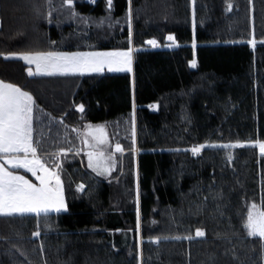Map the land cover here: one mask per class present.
Wrapping results in <instances>:
<instances>
[{"label":"trees","instance_id":"obj_1","mask_svg":"<svg viewBox=\"0 0 264 264\" xmlns=\"http://www.w3.org/2000/svg\"><path fill=\"white\" fill-rule=\"evenodd\" d=\"M61 4L1 0L0 80L34 97L41 150L67 151L68 212L0 217V264H264L243 227L251 204L264 208V0H73L76 17ZM129 7L130 73L29 76L12 55L127 50ZM89 124L105 128L99 150L124 148L110 175L87 166ZM200 144L217 147L186 151Z\"/></svg>","mask_w":264,"mask_h":264},{"label":"snow or ice","instance_id":"obj_2","mask_svg":"<svg viewBox=\"0 0 264 264\" xmlns=\"http://www.w3.org/2000/svg\"><path fill=\"white\" fill-rule=\"evenodd\" d=\"M111 7L112 0H107ZM131 3V0H129ZM61 7L69 10L71 17H76L73 0H62ZM229 4L228 8L231 9ZM131 7L128 10L129 48L117 51H34L20 54H12L14 58L24 61L27 65H35L36 71L28 70L29 76H84L86 74L108 72H131L133 48L131 47ZM49 23L52 22L51 12L48 13ZM83 19V18H82ZM168 41L175 43L172 35L167 37ZM153 48L158 46L155 39L146 41ZM195 48V40L193 41ZM8 59V56L4 57ZM191 66L195 67L193 60ZM34 97L26 90L10 82L0 80V217L34 214L36 217H47L50 213L68 212V206L64 197L63 182L61 179L62 163L56 159L59 156H67V151L60 149L58 152L48 153L41 150L42 140L34 137V110L36 109ZM155 107V106H150ZM42 111V110H41ZM76 111L84 113L83 104L76 106ZM135 105H133V114ZM63 124V120L60 121ZM92 129V125H85ZM72 131H79L75 128ZM94 143H90L85 136L82 143L89 149L85 155L88 160V168L96 175H110L115 169V153H124L120 143L115 144L114 152L99 150L100 145L107 144V134L104 126H97L92 132ZM132 145L135 146V120L133 118ZM240 144H223L220 148L228 149L241 147ZM261 156H264V143L256 142ZM206 147H217V145L200 144L193 146V156L201 154ZM71 150V149H70ZM79 149L75 150L79 154ZM179 151V149H177ZM30 173L33 179L26 178L17 170ZM84 184L77 186V191H83ZM139 197L137 195V203ZM141 227L139 207H137L136 231L139 233ZM243 227L249 237H259L264 241V208L251 204L247 211V219ZM39 231L33 232L38 237ZM204 231L197 228L196 237H203ZM184 239L191 240L192 236ZM158 241H153L157 243Z\"/></svg>","mask_w":264,"mask_h":264},{"label":"crops","instance_id":"obj_3","mask_svg":"<svg viewBox=\"0 0 264 264\" xmlns=\"http://www.w3.org/2000/svg\"><path fill=\"white\" fill-rule=\"evenodd\" d=\"M22 61V60H21ZM22 62H24V61H22ZM29 66H31L32 68H33V72H35L36 71V68H35V65H29ZM133 71V70H132ZM131 71V72H132ZM118 73V72H117ZM120 73H122V72H120ZM124 73V72H123ZM129 73V72H128ZM94 74V73H93ZM39 74H37V76H38ZM39 76H44V75H39ZM45 77H49V76H45ZM53 77H61V76H53ZM18 172H19V174H23V175H25L26 176V178H29V179H33L34 180V178H32L31 177V174L30 173H24L23 172V170L21 169V170H17ZM64 197H65V194H64ZM66 201V204H67V200H65ZM50 214H55V212H53V213H50ZM27 215H32V214H27Z\"/></svg>","mask_w":264,"mask_h":264},{"label":"rangeland","instance_id":"obj_4","mask_svg":"<svg viewBox=\"0 0 264 264\" xmlns=\"http://www.w3.org/2000/svg\"><path fill=\"white\" fill-rule=\"evenodd\" d=\"M91 1V0H90ZM92 1H94V0H92ZM91 1V2H92ZM0 14H1V0H0ZM1 25H2V19H1V17H0V27H1ZM159 46H157V47H155V48H158ZM133 56H134V51H133ZM133 58H132V66H133ZM105 71H107L106 69H105ZM104 71V72H105ZM123 73V72H122ZM124 73H128V72H124ZM130 73V72H129ZM95 74V73H94ZM86 75H92V74H86ZM23 90V89H22ZM89 130V133H90V131L92 132V129H88ZM89 133H87V134H89ZM87 138H88V140L89 141H92V142H94V140L92 139V135H87ZM227 158L230 160L231 158H230V156L228 155L227 156Z\"/></svg>","mask_w":264,"mask_h":264},{"label":"water","instance_id":"obj_5","mask_svg":"<svg viewBox=\"0 0 264 264\" xmlns=\"http://www.w3.org/2000/svg\"><path fill=\"white\" fill-rule=\"evenodd\" d=\"M228 161H229V159H228Z\"/></svg>","mask_w":264,"mask_h":264},{"label":"built area","instance_id":"obj_6","mask_svg":"<svg viewBox=\"0 0 264 264\" xmlns=\"http://www.w3.org/2000/svg\"><path fill=\"white\" fill-rule=\"evenodd\" d=\"M92 1V0H91Z\"/></svg>","mask_w":264,"mask_h":264}]
</instances>
